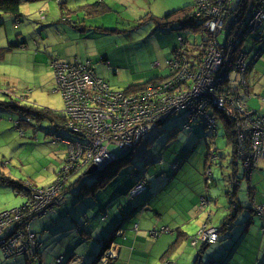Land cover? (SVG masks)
<instances>
[{"label":"rangeland","instance_id":"rangeland-1","mask_svg":"<svg viewBox=\"0 0 264 264\" xmlns=\"http://www.w3.org/2000/svg\"><path fill=\"white\" fill-rule=\"evenodd\" d=\"M153 1L151 2L152 10L158 12V9L163 6L162 3H166L168 0H158L157 3ZM171 1H173L176 10L194 2V0ZM96 3L101 4L100 7L96 6L97 12L101 10V7H105L104 12H96V24L98 27L103 24L109 30L100 37L99 45L103 50L99 51L97 55L94 40L86 42L85 46L88 45L87 54H76L77 52L83 53V51L76 49L74 46L67 52L65 51L64 37L56 34L59 28H56L55 24L59 26L57 21L61 18L56 1L41 4L39 8L28 4L30 9L26 21L23 20L17 28L10 20H4L3 24L0 25V214L22 207L18 212L21 218L17 224V229L6 234L5 243L0 247V258L4 260L21 259L24 261L26 259L27 264H59L61 260L62 263L64 262L63 264H80L77 259L63 260V258L67 259L72 255L73 250H75L76 252L79 251L80 254H84L82 260L94 254L91 260L93 262L97 259L101 249L100 240H103V237H109L110 233L113 234L117 228L119 229L115 234L123 235L122 232H125L124 236L116 237L115 241L118 244L123 245L126 243L124 241L129 239L128 243L133 242L136 251H141L144 246L146 252L152 251V258L148 256L150 264H161L165 260L167 262L165 261L163 264H176L178 256L174 255L173 252L181 244L180 242L187 239L186 235L180 234L181 237L178 236L182 232L191 239L190 245L193 249L195 244L201 242L203 247L208 246L205 254H210L216 258L221 252L215 251V248L210 245L217 242L221 234L220 230H213L215 233L217 232L215 234L217 240L215 239L213 243H209L207 240L203 242V239H199L198 234L200 231L209 232L213 229L212 224L217 225L221 218L225 217L226 206L223 205V202L226 203L225 198H222L224 201L219 198L217 209L212 210L214 207H211V203H208L205 197L199 199L200 195L195 197V193H201V196L205 195L206 183H210L216 170V165L214 166L216 157L211 156L216 151L213 142H217L219 147L217 152L219 154L228 155L231 150L227 147L223 135V123L217 117L213 119L214 127H217L219 131V137L217 138L202 135L204 127H206L208 133L214 131L216 134V131L212 130L213 123L210 122V127L202 119L201 122L204 126L196 123L190 132H181L176 134V138H172L169 130L177 131L178 128L182 127L186 116L184 111H176L172 116H167L170 119L166 122L159 121L154 129L150 130L127 150L132 154L130 163H128L122 174L125 175L121 179L122 181L114 182L107 190L97 196L94 203L92 202L88 206H85V204L75 205L71 202L69 210H67V219L59 220V224L63 223V229H59V235L65 236L63 247L52 246L48 243L46 237L41 236L40 240L43 248L40 242L37 243L38 240L33 232L40 234L44 225L57 220L56 215L49 213L54 208L62 205L64 192H66L64 187L66 184L68 185V181L74 182L80 178V180L88 181L87 179H89L92 182L93 179L95 181L96 176V173L95 176H85L87 167L78 172H75L76 168L68 167L66 164L67 149L52 135L57 133L56 124L50 123L48 120H41L36 115L37 111L41 109L57 113L63 111L64 102L61 94L56 91L53 74V63L60 59L58 53L63 55L61 59L65 56L87 58L86 60L96 65L97 74L102 75L114 91L122 92L133 82L139 80L144 82L145 78H148L145 73L150 63L160 64L158 72H161V76H166L168 73L165 65L166 58L171 56L173 46L178 44L176 32L169 33L165 30L159 32L155 26H152L153 23L147 19L150 15L153 16L151 12L138 13L131 3L120 6V8H118L119 6L110 5L111 0H96ZM115 3L123 5L118 0H115ZM25 5L27 4H23L22 7ZM72 7L76 6L74 4L70 5L69 9L74 10L71 9ZM21 9L24 11V8ZM84 10H88V7ZM164 13H161V16ZM134 16L140 19L135 21ZM63 19L67 21L68 16H64ZM260 31L264 35V22L261 24ZM18 34L22 35L23 45L19 48L14 46L10 49ZM182 35H184V39L187 38L188 40L187 48L192 49L191 47L194 44L200 46L202 38L199 34L185 31ZM6 36L8 39H6ZM125 41L126 44H124ZM252 46L253 42L248 39L242 45H239L238 50V52H250L247 63L252 62V64L243 74V77H247L248 84L259 80L264 82V61L260 58L255 64L263 53L262 50L264 51V44L258 55H255ZM182 50L180 49L181 55L183 54ZM182 57L184 60L192 61L187 55L188 59L184 55ZM253 68L255 69L251 71ZM240 85L245 86L246 89L248 87L245 82ZM229 86L232 85L229 84ZM213 95L216 96L217 94L213 92ZM254 98H252L253 101L252 99L248 101V107L251 111L260 109V105L255 108L252 106L256 102ZM259 100L264 101V95H261ZM248 107L246 105V109ZM210 112H212L211 107ZM232 112L235 117H244L242 119L244 125L249 124V119L243 114H239L235 110H232ZM232 130L235 131V127ZM233 137L236 146L234 149L235 156L232 155V159L243 162L245 172L242 173L243 169L239 163L236 166L238 173L236 171L229 172V176L224 177L225 180L223 181L234 187V193L237 192V197H240L239 200L243 204L246 203L245 193H247V199L254 207L255 213L264 218V205L255 202L253 199L254 190L251 187L253 181L251 177L252 170L264 159V156L257 159L254 166V163L247 161V157H250L249 154L253 151V145L251 144L250 150L245 152L238 136L234 133ZM205 139L207 142H205ZM189 148H195L191 154ZM127 151L115 146L108 147V152L115 157H120L128 153ZM145 151H148V153H145ZM207 153L208 155L205 157ZM114 160L110 163H113ZM161 160L165 164L160 165ZM180 163L182 165L173 182L169 185L165 184L168 179L174 176L170 166L172 165V170L175 172L178 169L176 165H180ZM232 164L235 166L234 163ZM53 170L55 173H53ZM135 173L144 174L149 187L146 191L141 189L137 196L129 199V193L133 191L130 190L136 184L128 191L132 183L131 175L136 180L145 181L144 178L137 179V176L133 175ZM240 176L242 177L239 180L238 177ZM12 181L20 183L21 187L16 185L14 191L1 188L2 183L10 186ZM144 185L146 186L145 182ZM242 185L244 187L241 190L239 187ZM39 188L41 189L38 190ZM121 189L124 190V198L128 192L127 198L129 201L135 199L133 202L135 205L144 203L141 200L145 196L151 199L141 212L136 211L132 214L133 203L127 202L126 198H121L118 194ZM70 190L72 189L68 191ZM160 190L161 192H159ZM143 191L145 192L143 193ZM137 198L138 200H136ZM233 198L236 199V195ZM194 200H200L199 207L194 211L197 218L190 219V216L183 215L182 211L185 207H188L190 202L193 206ZM24 206L25 208H23ZM102 209L105 213L103 215L100 212ZM106 214L110 226L109 233L104 230L107 223L101 222V218ZM246 214H248L247 211H242L238 215L239 219L237 218L233 232L246 228L245 224H239L241 220L243 221L247 217ZM85 215L89 219H93L90 221H93V224L91 223V227L87 230L88 233L92 229L96 232V241L93 244H88L78 234L85 232L84 229L77 233V229L84 228ZM128 216H131L132 219L124 222L123 217L127 218ZM211 217H213V221H211ZM132 220L136 221L134 225ZM197 221L200 223L199 225ZM228 224L229 221L225 222V225L228 226ZM162 228H167V232L156 237L154 232H160ZM137 229L136 235L139 233L138 236H143L142 234L145 233L148 236L147 243L143 241L134 242V231H137ZM32 236L33 239L30 238ZM144 238L146 239L145 236ZM127 246L128 244L125 245V247ZM170 246L172 247L171 251L169 250ZM111 247L110 244L103 251L100 262L111 264L113 259L112 256L108 255L111 253ZM2 248H4V251H2ZM191 251L193 252V250ZM111 255L115 256L116 254L112 252ZM162 255L167 256L165 260L160 262L158 259ZM182 255L184 256L185 252H182ZM229 256H231V251ZM216 259L218 264L223 263L222 255ZM232 262V259H227V263L232 264Z\"/></svg>","mask_w":264,"mask_h":264},{"label":"built area","instance_id":"built-area-1","mask_svg":"<svg viewBox=\"0 0 264 264\" xmlns=\"http://www.w3.org/2000/svg\"><path fill=\"white\" fill-rule=\"evenodd\" d=\"M194 15L211 34L201 62L185 61L180 51L176 52L167 61L172 77L146 92L128 95L112 91L88 62L53 63L56 91L61 94L65 108V121L58 129L71 136L62 141L67 149L68 167L76 168L75 172L91 165L102 169L114 160L109 146L129 150L159 121L167 120L176 111L189 110L191 116L185 129L194 118L200 117L210 127L212 122L214 130V117L207 114L212 106L225 112L232 121L245 152L253 145L247 161L255 166L256 160L264 156V117L250 113L226 83L231 76L240 77V83H244L243 74L252 64L247 63L250 52H238L240 44L253 37L255 55L263 49L264 35L260 28L264 22V0H194ZM178 40L183 41L182 37ZM232 110L248 118L249 124H243L244 117L233 116ZM56 139L60 142V137ZM141 181H136L129 199L144 190ZM21 208L0 214V247L6 234L17 229ZM213 230L200 231L199 239L213 243L217 238ZM108 255L115 258L111 253ZM63 263L61 260L59 264Z\"/></svg>","mask_w":264,"mask_h":264},{"label":"crops","instance_id":"crops-1","mask_svg":"<svg viewBox=\"0 0 264 264\" xmlns=\"http://www.w3.org/2000/svg\"><path fill=\"white\" fill-rule=\"evenodd\" d=\"M49 1H56L58 4V8L60 11L61 18H60V20L57 21V24L59 26H57L55 24V27L59 28V30L56 31V34H58L61 37L62 36L64 37V39H65V51L66 52L71 47L74 46L76 49L83 51V53L77 52L76 54H78V55L79 54L80 55L81 54H87L88 45L85 46V44L88 40H94V42L96 43V55L99 53V51L103 50L99 45V40H100V37L104 34V32H106L105 29H107V28H105V26L103 24L101 25V27H98L96 24V16H87L85 11H84V8L90 6L89 4H91V3H92L91 5L95 4L96 0H20V15H21V18H19L20 21H18L16 23V21H14V19L11 16L2 15V13H0V25L3 24L4 20H10L12 23H14V27L17 28L19 26V24L22 23L23 20L26 21L27 14H29L30 6H35V7L39 8V7H41V4H45ZM92 1H95V2L93 3ZM118 1L123 5H119L118 3L114 4L115 0H111L110 5H114L116 7L119 6L118 8H120V6L122 7L124 5L131 3L132 7L133 8L135 7V10L138 13L142 14V13L149 11L155 17H161V13L165 12L163 14V15H165L166 13L175 9V5H174L173 1H171V0H168L166 3H162L163 6H161L158 9V12L157 11L154 12L152 10L151 2L153 0H118ZM153 2L157 3L158 0H154ZM23 4H27V5L22 7ZM28 4H32V5L28 6ZM73 4L76 7H72L71 9H74V10H70L69 6L73 5ZM135 5H137V6H135ZM21 8H24V11ZM64 16H68L67 21H64L65 20V19H63ZM134 17H135V21H138L140 19V18H137V16H134ZM152 26H154V24H152ZM17 36L18 37L13 42V44L18 45V48H19L21 45H23L22 44L23 38H22L21 34H18ZM6 39H8L7 36H6ZM124 44H126V41ZM175 46H176V44L173 46V48ZM262 52L263 53L256 60L255 64L257 63V61L260 58L264 61V51L262 50ZM126 54L130 55L128 53H126ZM58 55L60 57L59 61L62 63L72 64L75 61H77V62H80L81 64H84L86 62H89L91 64V66L93 67V70H94L96 76L108 83V81L105 80L102 75L97 74L96 65H94L91 61L86 60L87 58L85 59V58H78V56H73V57L65 56L63 59H61L63 55H61L60 53H58ZM166 59H168V58H166ZM255 64H254V66H255ZM159 67H160V64L150 63L149 68L146 69L145 75H147L148 78L153 76V75L161 76V72H158ZM254 69L255 68H253L251 71H253ZM146 79L147 78H145V80ZM142 82L143 81L139 80V81L133 82V84H137V83L139 84ZM247 92L249 93V95H251L250 98H248V97L245 98L247 107H248V101L255 97L254 99H256V102H254L252 104V106L255 108L258 105H260V109H257L255 112H257L261 115H264V101L259 100L260 96L264 95V82H263V80H259L258 82L255 81V82H252L251 84H248ZM252 101H253V99H252ZM248 109L250 110L249 107H248ZM252 112H254V111H252ZM217 137H218V135H217ZM213 143L217 146V142L216 143L213 142ZM194 149L195 148H191V149L189 148V153L191 154V152ZM217 149L219 151L218 146H217ZM206 150H208V149H206ZM229 154H230V152H229ZM207 155H208V153L206 154L205 157H207ZM218 158H219L218 160L214 161V166L216 165V170L214 172V175L216 176V173H218L221 175L220 177L223 180H225L224 177L225 178L227 177L226 173L228 172L225 169V164L227 163L229 158H228V155H225V154H221L220 157H218ZM215 162L217 164H215ZM219 167H221V168H219ZM179 169H180V166L175 172H173L174 176L171 179H168L165 182V184L169 185L171 182H173V179L176 176ZM237 170H238V168L236 169V172H238ZM53 173H55L54 170H53ZM251 177L253 179L252 186H251L254 190L253 199L255 200V202L257 204L264 205V159L261 160L260 163H258L256 165V167L252 170ZM77 180H75L74 182H69L71 180L68 181V188H67L66 192L64 193L65 195L63 198L62 205L57 207V208H54L49 213L52 215H56L57 220L55 222H51L50 224L47 223L46 225H44L40 234L33 232L36 239L41 244H42V242L40 240V236L46 237V240L52 246L63 247L64 246L63 238L65 236L59 235V232H60L59 229L60 230L63 229V223L61 222L59 224V220L67 219V214H68L67 210H69V206L71 205V202L75 205L85 204V206H88L92 202L94 203L95 199L99 195V194H97L96 196L83 198L82 191L79 189L80 186H78L77 184L75 185V182H77ZM132 184L133 183H131L129 186L130 189L133 186ZM32 185H35V184H32ZM243 187L244 186L242 185L239 188L242 190ZM1 188L4 190L11 189L12 191H14L11 187H9V185H6L5 183L1 184ZM129 188H128V191L130 190ZM162 188H163V185H162ZM69 189H72V190L68 191ZM241 190H239V191L241 192ZM159 192H161V190ZM127 193L125 195H127ZM118 194L121 196V198H123V199L126 198V197L124 198V190L121 189ZM198 195H200L199 196V199H200L201 193L196 192L195 197H198ZM139 197H140V195H139ZM245 199H246V203L248 204L249 201L247 199V193H245ZM125 200L127 202H129L127 200V198ZM136 200H138V198ZM134 201H135V199L132 202H134ZM132 202H130V203H132ZM147 203H148V200L144 203H138L136 205L133 203V206L138 209V212H141ZM197 207H199L197 204V200H194L193 206H192V202H190L188 207L184 208V210L182 211V214L187 216V217L190 216V219L193 217L196 219L197 214H194V211L197 209ZM211 207L213 208L214 206H211ZM101 211L104 212L103 209L100 210V212ZM134 213H136V211L132 212V214H134ZM240 213H242V212H239L238 214H240ZM251 214H252L251 212L246 214L247 217L244 218L243 221L241 220V222H239V224H245L246 225L245 229L242 228V230L239 229V230L233 232L234 227H232L220 235L221 240H219L218 243L212 245V246H214L215 251L217 250L218 252H221L216 258H218L222 255L223 264H229V263H227V259H232V261H233L232 264H264V230H263L264 218L261 216L260 217L255 216L254 214H252V218H251L250 217ZM130 217L131 216H128L127 218L123 217L124 218L123 220H125L124 222L132 219ZM256 218H258V219H256ZM106 219H107V214H106V216L101 218V222L107 223V227L104 230L106 232H108V230L110 229V226L108 225V219L107 220ZM91 220H93V219L92 218L89 219L85 215L84 225H83L84 228L77 229V233L84 229L85 232H83L82 234L81 233H78V234H80V237L81 238L83 237L87 241L88 244H90V243L93 244L96 241V232L93 229L90 233H88V231H87L88 228L91 227L90 225L93 222V221L90 222ZM132 221L134 222L133 223V225H134L136 221L135 220H132ZM198 221H197V224L199 225L200 223ZM211 221H213V217H211ZM124 227H126V226H124ZM138 229H137V231H134L135 232L134 239H133L134 242L136 243L138 241H143V242L147 243L146 240L148 239V236H146L145 233L142 234L143 236H138L139 233H138V235H136V233L138 232ZM122 233H123V235L122 234H115V237L124 236L125 232L123 231ZM180 234L186 235L187 239L184 240L183 242H180L181 244L178 245L177 246L178 248L173 252L174 255L178 256V261L176 264H218V260L214 256H212L210 254L208 255L207 253L205 254L206 250L208 249V246L203 247L202 243L198 242L197 244H195L194 249H193L190 245L191 239L188 238L187 234L182 232V233H179L178 235L180 236ZM172 235H174V234H172ZM61 236H62V238H61ZM144 236L146 237V239L144 238ZM102 239H104V237ZM100 242H101V240H100ZM124 242H126V243L123 245L118 244L116 241H114L111 244L112 247L110 248V251H111V253L114 252L116 254L115 258L113 259L111 264H150L149 258H152L151 257L152 251L146 252L147 250H146L145 246L142 248L141 251H136L134 249V245L132 244L133 242L131 243V241H130V243H128L129 239L125 240ZM70 244H71V246H73V244L71 242H70ZM126 244H128L127 247H125ZM42 248H43V244H42ZM100 248H101V246H100ZM88 249L90 250L89 247H88ZM191 250H193L194 253ZM73 251H74V253L72 255H70L67 259H65V261L70 260V259H77L80 264H90V263H92V264H99V263L100 264H108L107 262L103 263L102 261L101 262L99 261L101 258V255H100L101 249L99 251L100 256L98 255L97 259H95L93 262L91 260L94 257V254L92 256L85 257L82 260L81 258L84 256V254H80L79 251H77V252L75 250H73ZM230 251H231V256H229ZM92 252H94V251H92ZM182 252H185L184 256L182 255ZM190 252H192V253H190ZM148 256H149V258H148ZM166 256L167 255H162V256H160V258L158 260L160 262H162L163 260L166 259ZM86 258H87V261H86ZM120 261H122V262H120ZM165 261H163V262H165ZM163 262L161 264H163ZM0 264H27V263H26V259L24 261L21 259L20 260H4V259L0 258ZM220 264H222V263H220Z\"/></svg>","mask_w":264,"mask_h":264},{"label":"trees","instance_id":"trees-1","mask_svg":"<svg viewBox=\"0 0 264 264\" xmlns=\"http://www.w3.org/2000/svg\"><path fill=\"white\" fill-rule=\"evenodd\" d=\"M96 6L100 7L101 4L95 3L93 5L88 6V10H84L86 15L87 16H96V12H97L96 11ZM104 8L105 7H101V10L99 12H97V13L104 12ZM0 13H2V15L11 16L14 19V21H16V23H17L18 21H20L19 18H21V15H20V0H0ZM147 19H148V21H150L151 23L154 24V26L156 27V29L159 32L160 31H164V30L169 32V33L176 32L177 33V38L178 37H182L183 41L180 42L179 40H177L178 44H176V46L172 49L171 56L173 54H175L177 51H180V49L181 50L183 49L182 50V53H183L182 55H184L185 57H186V55L189 56L190 59H192L193 61H196L197 63L201 62L203 56L205 55V49H206V46H207V42L211 38V34H209L207 32V30L204 28L203 22L201 21V19L194 15V2L192 4L184 6L181 9H178V10L174 9V10L166 13L165 15L161 16V17H155V16L150 15L149 17H147ZM105 31H109V30L105 29ZM185 31H189L192 34H199L201 36V38H202L200 46H197V45L194 44L191 47L192 49L187 48L186 46H187L188 40H187V38L184 39V35H182V33H184ZM252 38L253 37H250L249 39L252 41ZM14 46L18 47V45L16 46V45L12 44L10 46V49L13 48ZM256 49H257L256 47L252 48V50L255 51V53L257 51ZM171 56L168 59H166L165 65H166V68L168 70V73H167L166 76L163 77V76L153 75V76L147 78L142 83H139V84L137 83V84L130 85L126 90H124L122 92H124V93H126L128 95L138 94V93H141V92H144V91L146 92L150 87H155L157 85L165 83L167 80H169L172 77L171 71H170V69L168 68V65H167V61L170 60ZM58 62H60V61H58ZM60 63H62V62H60ZM78 63H80V62H78ZM65 64H68V63H65ZM104 82H105L106 85H108L109 89L114 91V89H112L106 81H104ZM227 82H228V84L232 85V86H230V88L234 92H236L238 94V97H239L240 101L243 104L246 105L245 98H247V97L250 98L251 95H249V93L247 92L246 88H245L246 89L245 90L240 85L241 83H240L238 77H236V76L232 77L231 76L226 81V83ZM244 82L248 86V82H247V77L246 76L244 77ZM116 92H118V91H116ZM211 108H212L211 109L212 112H210V110H208L207 114L209 116H211V117H217V119H220L222 121V123H223V131H224L223 135H224V138L226 139V145L228 147H230V150H231L230 154H228V158L229 159L227 161V165L225 166L226 171H228L226 173V176H229V174L231 172L232 173L235 172L236 169H237L236 166L239 163L241 164V167L243 169L242 173L244 174V170L245 169H244V166H243V162H239V160H236V159L233 160L232 159L235 156L234 155L235 154L234 149H235V146H236L235 145L236 142H235V139L233 137L234 130H232L233 129V123H232V121L230 119H228L225 116V112L221 111L218 108H215L214 106H212ZM64 109L65 108L63 106V111L61 113H57V112H54V111H49V110H46V109L45 110H42V109L38 110L37 113H36L37 117L40 118L41 120H48L50 123L56 124L55 128L57 129L56 130L57 133L56 134L53 133L52 135L55 138L60 137V142L61 143H62L63 140L71 138L70 135H68L67 133H63L62 131H59V129H58V127H60L61 124H64V121H65L64 114H63ZM182 111H184L186 113V116H185V119H184V123L182 124V127L178 128L177 131H173V130L171 131V129L169 130V133L171 134L172 138H176V134H179L181 132L182 133L190 132L192 127H193V125H195L196 123H199V124L204 126V124L200 120V117H197V118L193 119L191 125L188 126V129H185L184 125H186V123L189 121V118H190L191 114H190L188 109H184ZM248 111L252 112L249 109H248ZM252 113H254L256 115H261V114L255 112V111L252 112ZM261 116L264 117V115H261ZM171 118H173V117H171ZM169 119H167L165 121L163 120V121L166 122ZM214 130L216 131V134L214 133V131H213V133L212 132L208 133L206 131V127H204V131H203L202 135L204 137L205 136H207V137L208 136L209 137L213 136L214 138H217V135H218V137H219L218 128L216 127V128H214ZM21 136H23V134H21ZM205 142H207L206 139H205ZM63 145H65V144H63ZM206 145H207V143H206ZM65 147H66V145H65ZM213 147L216 148V151L214 153H212L211 156L212 157L215 156L216 157L215 160H218L219 159L218 157H220L221 154H219V152H217L218 149H217V146L214 143H213ZM124 150L127 151L126 149H124ZM127 152L128 153H126V154H124V155H122L120 157H115L114 156L115 160H114L113 163L107 164L106 166H104L102 169H100L96 173V176L94 175L95 176V181H93L94 179L92 180V182L89 179H87L88 181H85V180H80V178H79L77 180V182H75V185L77 184L78 186H80L79 189L82 191L83 198L96 196L97 194H100V193L104 192V190H107V188L110 185H112L115 181H122L121 179L125 176V175L123 176L122 174H123L124 170L126 169V166L128 165V163H130V156L132 154L129 151H127ZM145 153H148V151H145ZM232 155H233V157H232ZM232 163H234L235 166ZM159 164L162 165V164H165V163L163 162V160H161L159 162ZM215 164H217V163L215 162ZM181 165H182V163H180V165H176V166H178V168H179V166L181 167ZM170 168H171V171L174 172L172 170V165L170 166ZM219 168H221V167H219ZM162 173H164V172H162ZM133 175L137 176V179H139V178L143 179L144 178V180H145L144 174L135 173ZM220 176H221L220 174L216 173V176L214 175L212 177L210 183H206V187L207 188H206V190L204 192L205 195L201 196V197H205L207 199L208 203H211L210 205L214 206L215 210L217 208L219 198L220 199L225 198V202L226 203L223 202V205L226 206V211L224 212V214H226V215H225V217L221 218L220 222L217 223V225L212 224L213 225L212 226L213 229L220 230V233L222 234L223 232L229 230L230 228L236 227V223L235 222H236V220L238 218V215H239L238 213L239 212L247 211V213L251 212L255 216H259V215H257L255 213V209H254V207L251 204H249V203L247 204L245 202H244L245 204H243L242 201L239 200V198L237 197V192L234 193L235 192L234 191L235 190L234 187L227 185L226 181L224 182L223 179ZM242 176L238 177V179L240 180ZM131 179H132V183H133L132 185H134L136 183V181H139V180L134 179L132 177V175H131ZM144 182L146 184L144 190L146 191L147 188L149 187V184H148V182L146 180ZM237 182H239V181H237ZM16 185L19 187L21 184L18 183V182L12 181L11 185L9 187H11V188H13V190H15ZM64 188H65V190H67L68 185L65 186ZM39 189H41V188H39ZM145 191H143V193ZM235 195H236V199L233 198V197H235ZM125 197L127 198V195H125ZM144 199H142L141 201L142 202H146L148 200V202H149L151 198H149L148 196H145ZM127 200H128V198H127ZM222 200L224 201V199H222ZM132 201H129V203L132 202ZM199 203H200V200L197 201L198 205H199ZM208 207L210 208V206H208ZM214 209H212V210H214ZM134 211H138V209L133 206L132 207V212H134ZM103 214H105V213L103 211H101V215H103ZM252 214L250 215L251 218H252ZM228 221H229V224L227 226V225H225V222H228ZM263 227H264V224H263ZM117 230H118V228H117ZM116 231H114L113 234H111V233H110V235L108 234L109 237H107V238L104 237V239L101 240V245H100L101 246V251H100V255L101 256H102L103 251L106 250L108 248V246L115 241V238H116L115 237V233H116ZM109 232H110V229L108 230V233ZM166 232H167V229L166 228H162V230L160 232H155L156 233V237H158V236H160V235H162V234H164ZM219 240H221L220 236L218 237V240H217L216 243H218ZM212 245H214V244H211L210 246H212ZM212 247H214V246H212ZM171 249H172V247L170 246L169 250L171 251ZM63 260H65V259L63 258Z\"/></svg>","mask_w":264,"mask_h":264},{"label":"water","instance_id":"water-1","mask_svg":"<svg viewBox=\"0 0 264 264\" xmlns=\"http://www.w3.org/2000/svg\"><path fill=\"white\" fill-rule=\"evenodd\" d=\"M114 159L115 157L112 156ZM99 171V169H97L95 166L91 165L87 171L85 172V176H93L95 175V173H97Z\"/></svg>","mask_w":264,"mask_h":264}]
</instances>
